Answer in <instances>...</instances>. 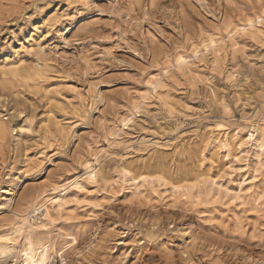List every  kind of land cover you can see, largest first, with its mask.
Wrapping results in <instances>:
<instances>
[{"label":"rangeland","instance_id":"obj_1","mask_svg":"<svg viewBox=\"0 0 264 264\" xmlns=\"http://www.w3.org/2000/svg\"><path fill=\"white\" fill-rule=\"evenodd\" d=\"M263 10L264 0H0V264L23 261L29 236L34 264H264V165L255 173L252 161L239 172L252 180L244 202L195 188L148 201L98 183L41 228L22 222L85 162L106 180L125 166L194 183L208 138L264 127V28L238 30ZM18 60L29 82L2 77Z\"/></svg>","mask_w":264,"mask_h":264},{"label":"bare ground","instance_id":"obj_2","mask_svg":"<svg viewBox=\"0 0 264 264\" xmlns=\"http://www.w3.org/2000/svg\"><path fill=\"white\" fill-rule=\"evenodd\" d=\"M249 28L250 30H256L262 33L261 29L264 28V10L261 15L255 16L254 19L247 21V23L238 30L244 34L249 32ZM229 40L232 46L235 45L234 33L229 34ZM216 44V40L210 39L209 43L204 45V49L208 50L210 47H216ZM200 52L199 49H194L192 54L198 56ZM176 60L186 68L189 66L186 56L178 55ZM21 62L22 60H18L12 65L4 67L1 71L2 77L12 75L13 77H19L29 82V76L25 73ZM47 93L49 92L47 91ZM126 119L128 118L126 117L125 120ZM128 122L123 121V123ZM250 127L251 129L246 132L235 130L229 133L227 130H224L222 134L208 138L206 149L210 148L211 152L208 157H205V154L202 155L201 164L202 167L206 166V172L200 174L194 183L177 184L176 182L168 181L163 176L153 177L145 175L126 168L125 166L119 169L120 172L117 176V180H106L100 168L94 163L85 162L83 164V175L73 176L68 179L65 184L60 186L56 185L50 190L44 191L41 194V202L35 206L30 218H23L22 222H26L28 229L41 228L43 221L47 219L52 220L53 212L57 214L66 212L71 202H79L80 197L89 192V186L98 183H103L110 188V190L116 185L118 191H126L127 196L148 201L152 196L161 198L164 194H167L166 197L172 200L176 197H186L191 194L195 188L197 194L205 192L208 196L244 202L245 194L251 188L252 180L245 178L242 174L239 175V172L245 170L247 163L250 161L253 162V170L255 173L258 172L259 167L264 165V127L256 123H252ZM218 158L223 161V164L216 172L214 165ZM243 163L244 167L241 166ZM235 175L239 176V178L235 179L236 185L234 188H230L228 183L226 185L224 184L226 181L230 182V178ZM158 188H162V190L159 191ZM1 204L2 203H0V208L2 207ZM21 230L22 227L17 225L13 227L11 231L16 234L21 232ZM181 235L186 244L185 247L191 244L193 245L196 240L193 237V233L189 232L187 229H183ZM31 238L29 236V238L26 237L24 239V250H22L25 257L24 260L20 261L18 264H34V251ZM17 262L15 264H17Z\"/></svg>","mask_w":264,"mask_h":264}]
</instances>
